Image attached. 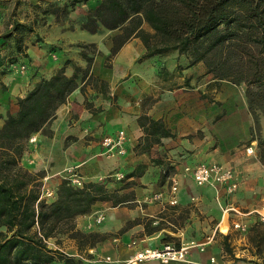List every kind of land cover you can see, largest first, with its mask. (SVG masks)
<instances>
[{"label":"trees","instance_id":"1","mask_svg":"<svg viewBox=\"0 0 264 264\" xmlns=\"http://www.w3.org/2000/svg\"><path fill=\"white\" fill-rule=\"evenodd\" d=\"M89 1L91 7L79 20V27L91 33L101 29L117 30L111 37L107 64L126 43L139 38L145 49L139 61L176 52L186 57L189 68L202 63L206 73L212 74L216 81L244 84L247 109L252 118L247 141H257L256 153L264 165V135L258 133L264 114V0H65L64 3L39 0L31 5L36 11L42 9L45 17L54 16L59 21L61 15L67 16ZM35 31L36 20L13 19L0 35L2 47H10L6 56L0 53V75L12 70L15 64H29L25 59L28 57L25 41L26 36ZM78 45L96 46L95 43ZM81 55L86 61L85 67L71 58L65 59L55 73L41 77L23 97L17 98V112L8 113L0 127V264H69L73 258L61 252L56 244L60 243L59 235L68 234L77 239L78 249L82 248L81 244L95 248L98 237V233L79 229L76 217L91 213L99 201L119 206L134 199V191L120 192L129 184L111 191L103 182L90 181L76 186L69 178L62 180L54 198L47 199L42 181L45 173L32 171L22 164L30 137L55 117L59 106L79 85L83 93L89 85L114 100L109 82L93 74L94 56L87 50H82ZM70 64L74 72L68 75L66 67ZM177 68L184 67L179 64ZM94 105L86 96L85 106L91 112L102 109ZM143 108L146 107L143 105ZM138 123L144 131L135 146L140 153L149 152L163 137L174 136L162 118L155 119L145 111L138 117ZM133 173L136 171L127 176ZM140 221L127 222L121 231ZM150 225L145 222L148 234L163 227L161 223L152 228ZM258 228L259 223L253 224L252 233ZM259 235L249 236L257 246L263 244V237ZM167 237L176 239L170 234ZM52 239L55 246L50 244ZM105 239L106 236L101 240ZM180 247L178 240L175 248ZM224 247L229 249L230 244L224 242Z\"/></svg>","mask_w":264,"mask_h":264},{"label":"crops","instance_id":"2","mask_svg":"<svg viewBox=\"0 0 264 264\" xmlns=\"http://www.w3.org/2000/svg\"><path fill=\"white\" fill-rule=\"evenodd\" d=\"M26 1L32 4L39 0ZM90 5L91 1L85 4L88 8L91 7ZM53 17L50 15L47 17L48 23ZM78 31L80 35L70 36L67 45L75 42L76 39L86 40L87 43H95L99 40L97 35L100 31L91 33L80 27ZM36 33L38 30L33 34ZM52 41L47 39L41 43L25 41V52L28 53L25 59L29 61L27 69L24 72L12 69L0 75V127L4 124L8 113L17 112V98L23 97L41 77H49L55 73L65 59L71 58L76 64L86 66V61L81 55L82 49L73 46L58 48L60 56L62 55L61 61L52 62L49 51L53 46ZM111 45L112 41L106 51L94 55L92 71L94 75L109 82L110 95H114V100L104 97L89 85L83 93L79 85L69 95L67 101L59 106L55 117L42 130L34 134L36 140L29 141L28 148L22 156V164L32 171L45 173L42 178L43 191L44 193L51 191L52 198L55 197L62 180L69 177L71 168L77 172L83 183L105 182L109 190L128 182L132 184L129 188L120 191L121 193L134 191L131 205L112 207L109 201H99L94 205L91 213L76 217L77 226L87 231L95 225L93 218L90 217L98 210L107 209L103 212L102 224L93 229L105 233L106 240L113 243L109 244L111 249L108 245L93 248L92 254L94 257L103 253L110 256L111 259L104 261L108 262L105 264H121L128 261L138 250L158 245V242L160 243L158 238L162 231L173 235L182 233L183 229L180 231L178 227L163 226L158 231L148 234L143 221L134 223L121 231L127 222L136 218L143 220L145 217H157L156 214L158 215L168 205L167 193L161 201H149V197L154 192L166 191L167 180L175 172L167 169L168 164L175 165L173 168L177 172H181L186 164L194 165L205 159L232 165L237 169L239 176L244 178V184L251 183L248 187L242 186L240 188L242 190L246 187L254 189L252 183L258 182L259 179L263 180L264 165L259 158L241 166L232 164L233 159L240 156L245 159V152L238 149L235 153H228L241 144V141L250 138V122L245 129H242V132L234 128V123H230L228 128H223L221 123L224 122L216 119V110L207 115L202 122L200 111L194 113L196 108L202 107L201 101L193 100V103L189 105L192 108L191 112L184 113L180 107L183 106L182 102H185V98L171 95L166 89L161 90L158 98L149 107L143 108L142 94H150L155 82L159 80L157 76L159 68L152 62L159 56L137 63V57L145 49L141 40L133 38L113 57L112 65L106 66L104 62ZM0 48H2L1 54L7 50L5 46ZM4 63L2 62L1 65ZM73 72V66L68 65L66 73L71 75ZM86 96L88 100L94 102L95 108L102 109L96 113L91 112L85 106ZM211 104L209 103L210 106ZM144 111L155 119L162 118L174 136L163 137L161 143L154 144L149 152L140 153L135 150V146L144 134L138 123V117ZM213 115L215 116L212 118ZM121 129L127 132L126 152L108 155L101 140L105 135L114 134ZM254 148L256 150L255 146ZM254 167L261 170L256 174V178L253 176L254 173L250 175L247 172ZM126 169L136 173L124 176ZM108 177H112L113 181H108ZM240 189L237 195H228L216 186H198L192 176L181 174L177 205L183 207L193 203L200 208L201 206L206 208L207 204L211 205L214 202L226 205L227 202L238 201L239 195H243ZM251 189L248 191H252ZM208 211H212V208ZM159 218L162 219V217Z\"/></svg>","mask_w":264,"mask_h":264},{"label":"rangeland","instance_id":"3","mask_svg":"<svg viewBox=\"0 0 264 264\" xmlns=\"http://www.w3.org/2000/svg\"><path fill=\"white\" fill-rule=\"evenodd\" d=\"M49 1H59L61 3L65 2V0ZM85 10H88V7L85 6V4H82L72 10L67 16L61 15L59 21L55 19V17H53V19H50L51 22L48 23V18L42 14V9H37L36 11L26 0H0V35L9 28L13 19H20L22 21L36 20V30H38V33H31L27 35L26 41L28 40V42L33 41V43H41V41L43 42L45 41V39L51 41L55 40L52 41L53 46L49 50L51 52L52 62L56 63L61 61L60 58H62V55L60 56L58 48L64 49L65 47L68 48L70 46L79 47L82 50H87L92 56L98 55L104 50L106 51V49L109 47V44L111 43V37L117 33V30L109 31L106 29H101L99 34L97 35L99 40L95 42L96 46L94 47L90 45H78L87 43L86 40L82 39H76L75 42L67 45V41L69 40L70 36L76 37L80 35V32L78 31V27L80 26L79 20H81L87 13ZM82 37L84 38V35H82ZM0 47H2L1 43ZM6 49L7 50L5 53H3V56H6V54L9 52V45H6ZM97 50L98 52H95ZM109 53L110 48L107 56L109 55ZM140 55L136 59L137 63L144 62V60H138ZM112 59L113 58H109L107 64L106 57L104 62L105 65L111 66ZM152 62L153 65L158 66L160 70H158L157 73L159 80L155 82L153 91L150 94H142L143 105L145 107H149L151 103L158 98V94L161 92V90L163 91V89H166L169 90V94L171 95L175 94L185 98V102H182L183 106L180 107L184 113L191 112L192 108L189 107V105L193 103V100H195V102L201 101L202 107L196 108L194 113L200 111L199 113L202 114V122L204 121L203 119L207 118V115L212 114L215 110L217 114L216 116L221 114L223 115L218 120L219 122H224L221 123L223 128H228L230 123H234V128L242 132V129H245L246 126H248V123L252 122L251 115L249 114L247 109L244 84L236 85L229 81H216L212 77V74L206 73V69L202 63H198L195 66L189 68L187 67L186 57L184 55L181 56L176 52L165 56H159L157 58L155 57ZM179 64H181V66H183L184 68L178 70L177 66ZM160 68L164 70L161 71ZM127 78L128 77H126V79ZM118 83H120V81ZM211 99L215 101H211ZM209 103H212L211 106L209 105ZM214 116L215 115H213L212 118ZM260 123L261 128L258 133L264 135V114H262L261 116ZM250 144H253L257 148V141L248 143L247 140H243L241 141V144L228 152L235 153L238 149H242L245 152V159H243V156H240L237 159H233L232 164L241 166L245 163H251L256 158H258V156L255 157V155H250L247 153L246 147ZM222 153L225 154L226 152ZM208 160L212 159H205L203 161L207 162ZM229 160H231V158H229ZM168 166L170 167L171 172H176V170L174 169L175 165L168 164ZM260 169L263 170V168ZM129 170L130 169L125 170L127 173L124 172V176L131 172ZM259 171L261 170L254 167L247 172H249L250 175L254 173L253 176L254 178H256V174H258ZM107 179L108 181H113L112 177H108ZM239 181V188L231 195H235L236 193H238V190L242 186L245 185L248 187L251 184L248 182L244 184L245 180L241 176H239ZM103 183L105 184V182ZM127 184H129L130 186L132 185L130 184V182H128L120 185V187L126 186ZM252 185L254 187V189L250 188L252 191H248L250 189L247 187L246 189L243 188V190L240 189V191H243V195H239L238 201H232L231 203L227 202L226 205H224L223 203L222 205H220L218 202H214L211 205L207 204L206 208H204V206H201L200 208L199 205H194L193 203L192 205L189 204L183 207H179V205L177 204H168L158 215L156 214L157 217L155 218L145 217L143 218V220L142 218H136L140 219L143 222L151 223V228L153 226H156L158 223H161L162 226L165 227H178L180 231L183 229L182 233H178L176 235L162 231L158 238L160 240V243L158 242V245L151 246L152 248L162 249L167 244L175 246L178 240H180L181 246L191 245L192 241L196 243V246L194 248L188 249L189 255L185 260H175L171 261L170 263H162L160 260L138 263H131L129 261H126L121 264H258L257 262H263L264 222L260 219V214L261 212H264V177L263 180L259 179L258 182H253ZM130 186L126 187L125 189L129 188ZM120 187H116L110 190L112 191ZM123 192L124 191H122V193ZM45 197L47 199L52 198V196ZM131 204L132 203H128L127 205ZM211 208L212 211H208L211 210ZM105 211H107V209L98 210V212H96L94 216ZM223 215H226L229 221L226 231L222 230L220 225L222 219L221 217ZM94 216L92 215V217L90 218H94ZM159 217H162V219ZM239 221L244 222L248 225V230L246 232H243L242 230L235 227V222ZM256 223H259V228L252 233V225ZM94 224L95 225H92V227H90V229L88 228L87 231H83L98 233V237L96 238L95 243L96 248L98 246L108 245L109 249H111L109 244H112V241H107L106 239L101 240L104 236H106L105 233L95 231L93 229L98 228V225H101L102 222ZM168 234L175 237L176 239L173 240L167 237ZM257 234H260L263 237V244L260 246L256 245L255 240L253 241L249 238V236L253 235L255 238ZM225 236H228L227 240L225 239ZM59 238L60 241L58 242L60 243L56 244L59 245L61 252L70 255L73 258V260H71L69 264H75L76 262H79V264L108 263L104 262L103 258L107 256L104 253V256L103 254L97 255L95 262L91 261L94 258V255L92 254L93 248H88L89 244H81L82 248L78 249L77 239L71 238L68 234L59 235ZM224 242H228L230 244L229 249H226L224 247ZM50 244L51 246H55V239H52ZM97 259L101 260L97 261Z\"/></svg>","mask_w":264,"mask_h":264},{"label":"built area","instance_id":"4","mask_svg":"<svg viewBox=\"0 0 264 264\" xmlns=\"http://www.w3.org/2000/svg\"><path fill=\"white\" fill-rule=\"evenodd\" d=\"M14 70L24 72L27 69V65L24 62L15 64L12 66ZM36 140L33 134L30 137V141ZM126 141L127 132L124 129L118 130L116 133L111 135H105L101 144L106 149L108 155L114 154H124L126 152ZM246 151L250 155H255L256 150L253 144L246 147ZM69 178L71 183L76 186H81L83 182L81 181L79 175L74 169H69ZM181 174L192 176L194 181L198 186L212 185L223 189L226 194L231 195L239 188V173L237 169L232 165H227L220 161H210V162H198L194 165L186 164L184 165L181 172H174L169 176L167 180V189L154 192L150 197L149 201H161L164 199V194L167 193L169 205L178 204V192L180 187ZM45 196H51L53 193L51 191H46ZM260 219L264 222V212H261ZM94 216V215H93ZM104 220V214L98 213L93 218V222L101 223ZM235 227L246 232L248 230V225L244 222H235ZM194 241L191 245L181 246L180 248H175L171 244L165 245L162 249L145 247L138 250L128 261L131 263L145 262L160 260L162 263H170L175 260H185L189 255V248H194ZM193 250V249H192ZM190 250V251H192ZM104 261H109L110 256H105ZM101 259H97L99 261ZM91 261H96L94 257ZM51 264H63L61 262H54Z\"/></svg>","mask_w":264,"mask_h":264},{"label":"bare ground","instance_id":"5","mask_svg":"<svg viewBox=\"0 0 264 264\" xmlns=\"http://www.w3.org/2000/svg\"><path fill=\"white\" fill-rule=\"evenodd\" d=\"M220 225H221V229L222 230H224V231L227 230V228H228V221H227V217L225 215H224V217H222Z\"/></svg>","mask_w":264,"mask_h":264}]
</instances>
